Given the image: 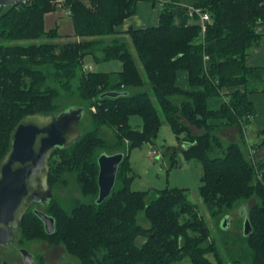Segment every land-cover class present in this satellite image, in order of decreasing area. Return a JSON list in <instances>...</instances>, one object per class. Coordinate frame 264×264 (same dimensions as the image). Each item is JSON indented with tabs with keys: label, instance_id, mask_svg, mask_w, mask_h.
<instances>
[{
	"label": "trees",
	"instance_id": "trees-1",
	"mask_svg": "<svg viewBox=\"0 0 264 264\" xmlns=\"http://www.w3.org/2000/svg\"><path fill=\"white\" fill-rule=\"evenodd\" d=\"M149 1L160 7L158 25L129 27L123 33L116 28L135 13L138 0H20L0 9V160L12 129L28 113L78 104L91 120L85 127L80 122L77 141L57 148L48 176L53 192L67 182L65 174L73 175L89 199H73L67 206L53 193L42 209L53 216L54 231L45 232L31 207L19 234L62 245L81 264H228L198 205L189 201L188 188H130V150L153 142L165 120L183 141L181 149L164 148L161 156L170 166L181 164L178 154L199 164L198 193L212 218L256 197L247 210L252 231L240 235L245 245L231 256L235 264H264V158L254 166L244 128L253 120L248 115L255 116L248 95L264 91V67L245 63L264 33V0ZM183 4L210 13L203 33L199 23H187ZM56 6L69 10L77 40L51 41L60 34L57 26L45 28V15ZM87 55L117 58L122 68L88 70ZM179 70L186 71L192 89L177 85ZM225 87L234 89L225 93L219 108L210 109L208 97L220 95ZM112 90L120 94L101 96ZM132 115L141 118L139 128L131 125ZM227 125H234L239 137L225 143L220 133ZM257 136L253 149L264 145V127ZM101 151H122L124 157L110 195L97 204ZM139 213L148 226L138 222Z\"/></svg>",
	"mask_w": 264,
	"mask_h": 264
},
{
	"label": "rangeland",
	"instance_id": "rangeland-1",
	"mask_svg": "<svg viewBox=\"0 0 264 264\" xmlns=\"http://www.w3.org/2000/svg\"><path fill=\"white\" fill-rule=\"evenodd\" d=\"M186 1L193 3L194 0ZM56 7L57 9L55 11L45 15V28L49 29L51 26H54L52 23V20L54 19L56 20L58 32L60 34L59 37L52 39L51 41L62 44L67 41L77 40V38L71 33L73 32V25L70 15L65 12V8L59 6ZM203 32L204 31L201 30V33ZM84 63V68L92 71L110 72L118 71L122 68V62L117 58L95 60L91 55H87L84 58ZM75 81L77 83V80ZM73 100L75 99H72V101ZM76 101L80 102L79 100ZM66 103L68 102L64 100L63 104ZM68 106L63 107L62 109ZM93 108L94 107H92V109ZM90 121V114L88 111L84 112L83 117L81 118L82 127L90 125ZM130 123L133 127L139 128L141 118L137 115H132L130 117ZM191 130L195 133L198 131L192 126ZM102 131L108 139H112L113 135L107 127H103ZM245 139L247 140V137H245ZM182 141L183 138L177 140L176 134L164 120L158 128L157 136L153 142L143 141L140 146L133 147L130 150L127 159L131 166L129 174L133 176L130 182V188L139 191H153L172 186L188 188L187 197L189 201L198 205L200 213L204 216L209 229H211V239L215 241V243H218L220 256H222L228 264H235L232 261L233 257L231 254H236L240 249V246L245 245L240 241V235H243L244 223L241 213H246L251 205L257 203V199L254 196L244 198L228 210H224V212L220 213L216 218H212L198 193L201 175L199 164L194 159L183 158L181 154H178L181 164H173L170 166L168 159L161 156L164 148H166V150L170 149V151L171 149L177 151L181 149ZM223 141L227 143V140L225 141V139H223ZM251 144L256 145V142L247 141V147H250L252 150V153H249L248 157H250L254 166H256L258 159L264 158V145L253 149L254 147L252 148ZM153 150L156 151V154ZM65 177H67V182L55 187L53 193L58 198L60 197L62 202L67 206H70L73 199H79L86 202L89 197H84L82 195L78 188V184L75 181V177L67 174H65ZM36 207L42 209L39 205ZM223 213L225 215L228 214L229 216L227 218L226 226L220 228L222 225V220L220 219L225 216ZM138 222L143 227L148 226L149 224L147 219L143 217L142 213L138 214ZM17 231L13 235V243L10 246L0 248V263L2 260L6 259L10 264H20L22 262L21 255L19 250H17L20 246L24 247L34 255L37 264H81L76 257L74 258L70 256L62 245L53 246L48 240H41L38 238L28 240L22 239L19 231Z\"/></svg>",
	"mask_w": 264,
	"mask_h": 264
},
{
	"label": "water",
	"instance_id": "water-1",
	"mask_svg": "<svg viewBox=\"0 0 264 264\" xmlns=\"http://www.w3.org/2000/svg\"><path fill=\"white\" fill-rule=\"evenodd\" d=\"M19 1L0 0V9L15 6ZM119 94L112 90L103 92L101 96ZM84 112L85 106L70 104L56 112L28 113L15 124L10 133V145L0 160V248L13 243V235L32 204L43 208L53 196L48 178L49 159L58 147H68L81 137L80 122ZM123 157L122 151H101L98 155L97 204L110 195ZM33 211L43 221L45 232H53L56 225L53 216L38 207H33ZM241 214L245 236L251 233L252 227L248 213ZM228 216L226 214L220 219L222 227L226 226ZM18 250L22 264H37L27 249L19 247ZM0 264L10 263L4 259Z\"/></svg>",
	"mask_w": 264,
	"mask_h": 264
},
{
	"label": "crops",
	"instance_id": "crops-1",
	"mask_svg": "<svg viewBox=\"0 0 264 264\" xmlns=\"http://www.w3.org/2000/svg\"><path fill=\"white\" fill-rule=\"evenodd\" d=\"M159 5H153L149 0H138L136 4V11L134 14L126 17L123 22L117 26L120 33L125 32L129 27L145 28L158 25L159 20ZM50 13V12H49ZM47 13V14H49ZM54 26H57L56 20H52ZM53 27V26H51ZM73 33V32H71ZM78 39V37H76ZM245 63L248 66H262L264 67V33L257 45H255L245 57ZM85 64V63H84ZM177 85L181 88L192 89L189 85L186 71L179 70L177 72ZM234 88L225 87L222 89L220 95H211L208 97L207 103L210 109H217L225 101V93H229ZM255 107V116L252 122L246 125L245 137L248 142L258 140L257 130L264 127V91H256L248 95ZM219 122V120H217ZM138 125V124H137ZM221 138L225 141H233L238 138L239 131L234 125H227L221 128Z\"/></svg>",
	"mask_w": 264,
	"mask_h": 264
},
{
	"label": "built area",
	"instance_id": "built-area-1",
	"mask_svg": "<svg viewBox=\"0 0 264 264\" xmlns=\"http://www.w3.org/2000/svg\"><path fill=\"white\" fill-rule=\"evenodd\" d=\"M183 6L188 8V14L189 15H188L187 23L197 22V23H199V25L201 27V30L204 31L205 28H206V23L211 20L210 13L208 11H204L201 8L196 7L194 5H187V4L185 5V4H183ZM65 12H67L69 14V10L65 9ZM195 16H197V17L195 18ZM248 117L250 119H253L254 115L249 114ZM153 152H155V154H156L155 150H153ZM249 153L251 154L252 151L249 150Z\"/></svg>",
	"mask_w": 264,
	"mask_h": 264
},
{
	"label": "flooded vegetation",
	"instance_id": "flooded-vegetation-1",
	"mask_svg": "<svg viewBox=\"0 0 264 264\" xmlns=\"http://www.w3.org/2000/svg\"><path fill=\"white\" fill-rule=\"evenodd\" d=\"M37 205H38V204H32L31 207H36ZM19 247H20V246H19ZM17 250H18V249H17ZM19 253H20V251H19ZM20 255H21V253H20ZM21 261H22V262H21L20 264L23 263L22 255H21Z\"/></svg>",
	"mask_w": 264,
	"mask_h": 264
}]
</instances>
